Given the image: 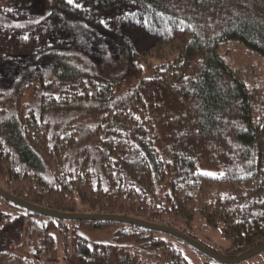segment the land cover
<instances>
[{"label": "trees", "instance_id": "16d2710c", "mask_svg": "<svg viewBox=\"0 0 264 264\" xmlns=\"http://www.w3.org/2000/svg\"><path fill=\"white\" fill-rule=\"evenodd\" d=\"M0 188L59 213L197 218L230 258L263 244L264 0H0ZM0 202L17 212L0 210V264H58L55 232L68 264L201 255Z\"/></svg>", "mask_w": 264, "mask_h": 264}, {"label": "water", "instance_id": "95a60500", "mask_svg": "<svg viewBox=\"0 0 264 264\" xmlns=\"http://www.w3.org/2000/svg\"><path fill=\"white\" fill-rule=\"evenodd\" d=\"M0 198H2L5 202H8L14 205L17 208L23 209L25 211H28L30 213L36 214L44 218L54 219L57 221L90 222V223H97V222L118 223V224H123V225H128V226H135L138 228H142V229L153 231L159 234H163V235L175 238L183 242L188 247L199 252L201 255L209 259H212L219 264H242V263H245L251 259H254L264 254V243H263L235 257L227 259L205 248L204 246L200 245L199 243L194 241L189 236L183 233H180L170 227L151 224V223L141 221L138 219H134L130 217H123V216H118V215H102V214H86V213H75V214L59 213L56 211H52L49 209H45V208L27 203L5 192L1 188H0Z\"/></svg>", "mask_w": 264, "mask_h": 264}, {"label": "rangeland", "instance_id": "374dc122", "mask_svg": "<svg viewBox=\"0 0 264 264\" xmlns=\"http://www.w3.org/2000/svg\"><path fill=\"white\" fill-rule=\"evenodd\" d=\"M241 59V58H238ZM0 210L6 212L5 214H10V218H13L17 215L16 210H10V208L7 205H4L0 202ZM168 221L170 223V228L180 232L185 233L187 236L192 238L194 241L199 243L200 245L204 246L205 248L214 251L219 252L220 254H223L222 256L224 258L229 259L230 256L226 254V251L229 248V243L225 241L221 235L220 232L217 230H209L205 227L202 221L199 219H195L191 223V228L188 229L185 225V223L175 217L168 218ZM72 229H74L73 225L69 226V233H71ZM116 228H111L107 230L102 231H91L87 228H77V234L80 237L85 238L89 243H99V244H112V237L113 233L115 232ZM54 241L57 245L58 251H59V263L58 264H68V262L65 260V253L62 251V240L59 232H55L52 234ZM132 243H129L128 246H131ZM187 257L193 264H204L206 262V259L198 254H194L190 249L187 248ZM112 261V260H111ZM210 264H214V262H208ZM110 264H113L110 262ZM249 264H264V255L255 259L251 260Z\"/></svg>", "mask_w": 264, "mask_h": 264}, {"label": "snow or ice", "instance_id": "6c2138e0", "mask_svg": "<svg viewBox=\"0 0 264 264\" xmlns=\"http://www.w3.org/2000/svg\"><path fill=\"white\" fill-rule=\"evenodd\" d=\"M207 175H212L211 173H208Z\"/></svg>", "mask_w": 264, "mask_h": 264}]
</instances>
